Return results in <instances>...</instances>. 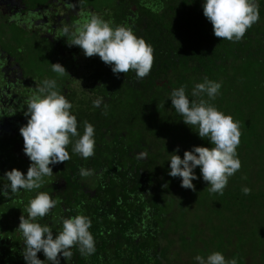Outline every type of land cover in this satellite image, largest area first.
Wrapping results in <instances>:
<instances>
[{
  "label": "trees",
  "instance_id": "1",
  "mask_svg": "<svg viewBox=\"0 0 264 264\" xmlns=\"http://www.w3.org/2000/svg\"><path fill=\"white\" fill-rule=\"evenodd\" d=\"M156 1L141 5L132 0L135 9L124 4L109 20L113 28L125 26L152 47L154 62L146 77L138 79L134 71L113 74L98 55L85 56L90 94L84 100L71 99L70 113L77 118L79 133L83 134L84 121L94 126V155L85 159L74 153L77 137H70L66 149L70 159L49 165L53 175L45 192L57 204L35 222L55 235L62 230V218L82 214L91 220L95 251L82 254L74 246L70 258L60 256V264H198L195 257L207 258L212 250L237 264H264V5L256 3L259 20L244 37L228 41L214 35L203 15L205 0ZM205 77L221 83L214 100L206 94L191 95ZM181 86L190 100L204 99L239 124L236 152L242 159V185L237 181L241 173L234 174L223 195L209 192L199 167L194 172L205 184L200 194L198 179L192 182L193 191L181 187V178L168 174L177 147L175 154L181 158L193 146L212 147L209 139L199 137L197 126L186 125L173 108L171 91ZM97 98L102 103L94 107ZM81 168L93 174L82 178ZM2 169L1 178L6 173ZM1 182L8 183L6 178ZM244 187L251 189L249 195L243 194ZM35 195L26 196L22 189L3 198L11 233L2 236L7 247L0 251V264H26L21 255L24 238L16 229ZM207 197L210 200L204 203ZM174 208H179L177 224ZM223 211L231 219L210 225L211 218L216 220ZM160 236L177 241L185 253L175 260L169 248L158 250ZM37 257L46 260L42 250Z\"/></svg>",
  "mask_w": 264,
  "mask_h": 264
},
{
  "label": "clouds",
  "instance_id": "2",
  "mask_svg": "<svg viewBox=\"0 0 264 264\" xmlns=\"http://www.w3.org/2000/svg\"><path fill=\"white\" fill-rule=\"evenodd\" d=\"M203 15L212 24L216 37L240 41L259 20V9L255 0H205ZM63 37L68 46H78L86 57L98 55L116 75L134 71L136 77L142 79L150 73L154 62L153 49L143 38H138L125 26L113 28L110 22L96 14L75 25L74 29L65 27ZM51 65L53 72L61 76L67 73L60 63ZM55 88V80H45L26 101L24 116L28 117L27 124L21 126L19 131L24 142L23 151L31 164L26 175L15 168L5 173L4 178L8 183L0 186V193L4 196L22 189L31 191L41 188L43 177L53 175L49 165L70 159L66 150L72 142L70 137H77L72 149L74 153L85 159L94 155V126L84 121L83 134L79 133L77 118L70 113L72 104ZM220 88L221 83L205 77L204 82L194 86L191 95L200 97L206 94L209 100H214ZM169 99L175 111L183 117V122L188 126H197L199 137L209 139L212 147L193 146L184 152L183 158L175 154L179 151L177 147L170 157L168 174L181 178V187L195 191L192 182L198 177L194 169L199 167L203 181L210 185L209 192L223 195L228 178L241 167L236 152L241 136L238 122L204 99L190 100L184 86L173 89ZM101 103L102 98H97L93 106L99 107ZM146 155L140 154L141 157ZM79 174L82 178L89 177L93 170L81 168ZM242 192L249 195L251 189L244 187ZM56 204L57 201L47 192H39L26 206L24 211L27 216L22 214L19 217L20 223L16 230L24 238L21 255L26 264H44L45 261L60 264V256L64 260L70 258L72 253L69 249L77 245L82 254L95 251V241L89 231L91 220L82 214L62 218V230L55 235L48 226L35 222L38 217L49 214ZM41 250L45 261L37 257ZM195 260L198 264H237L236 259L226 260L220 252H213L207 258L197 255Z\"/></svg>",
  "mask_w": 264,
  "mask_h": 264
},
{
  "label": "flooded vegetation",
  "instance_id": "3",
  "mask_svg": "<svg viewBox=\"0 0 264 264\" xmlns=\"http://www.w3.org/2000/svg\"><path fill=\"white\" fill-rule=\"evenodd\" d=\"M115 1V13L124 4L131 10L136 7L132 0ZM259 1L264 5V0H255L256 3ZM31 2L32 0H0V147L9 154L13 152L19 154V150L24 148L19 129L27 124L28 117L24 116V112L27 111L26 101L36 92L38 85L42 86L36 82L35 75L26 71L24 57L21 55L16 57L15 52L21 50L18 45H12L13 36L17 39V35L19 37L36 35L47 42L51 41L55 49L62 50V47L67 46L66 43L64 46L61 45V40H66L63 37V29L65 27L74 29L75 25L95 14L90 12L91 9L87 11L88 5L78 6L77 0H45L37 5H31ZM137 2L141 5H151L157 1ZM71 17L74 19L71 20ZM75 21L78 22L74 23ZM76 47L69 46L67 51L69 54L66 58H71V63L79 68L75 69L74 74L69 75V80L77 82L81 79L82 87L70 85L69 80H63L56 90L71 104L73 103L71 99L74 102L84 100L90 94L87 92L88 81L85 79L87 59L82 49ZM77 92L81 93L77 96ZM0 154L5 153L0 150ZM1 159L0 155V166L4 168L6 163ZM2 239L0 236V251L7 247L6 239Z\"/></svg>",
  "mask_w": 264,
  "mask_h": 264
},
{
  "label": "rangeland",
  "instance_id": "4",
  "mask_svg": "<svg viewBox=\"0 0 264 264\" xmlns=\"http://www.w3.org/2000/svg\"><path fill=\"white\" fill-rule=\"evenodd\" d=\"M45 0H32L31 5H37L39 3H43ZM77 4L78 6L81 5H88L89 8L87 9V11H89L92 13H95L96 15H98L99 17H101L103 20H107L108 22H110L109 20H112L113 16H114V9L116 6V1L115 0H77ZM70 18V17H69ZM74 17H71V20H73ZM78 21H75L74 23H77ZM12 41V45H18L20 52H15L14 54L16 55V57L18 58L19 55L23 56L25 59V68L26 71L29 72V74L31 73L32 75H35L36 78V82L38 84H42L45 80H55L56 81V88L55 90H57L58 86L60 84H62V82H64L65 80H69V75H72L75 73V69H79L77 68L75 65H73L71 63V58H66L68 56V44L66 43V40L62 39L61 40V45L64 46V44L66 43L67 46L62 47V50H60L59 48L55 49L52 46L51 41L47 42L46 40L38 37L35 35V37L30 36V35H23L22 37H19V35H17V39L13 36ZM65 44V45H66ZM77 49L79 48L78 46L76 47ZM57 56H59L57 58ZM72 56L74 57V53L72 54ZM73 59V58H72ZM55 63H60L62 66L65 67L66 69V74H64L63 76L55 73L52 71V65L51 64H55ZM71 64V65H70ZM75 67V68H74ZM78 74L80 73L79 70L77 72ZM64 80V81H63ZM70 81V85H78L79 87L82 84L81 79H79L77 82H73L72 80ZM81 93V92H80ZM79 92H77V96L80 94ZM0 150H2L3 153L5 154H0L2 159V162H5V166L4 169H2L1 171L3 172L6 169V172L11 171L13 168L20 170L22 173H24L26 175L27 170L31 164L30 159L25 155L23 149L21 148L20 153L15 154V152L13 153H7L4 152V148L0 147ZM241 162V167L240 169L236 172V173H241L242 172V159L240 160ZM235 173V174H236ZM241 177L238 178V183L240 185H242V173L239 174ZM1 176V175H0ZM5 174L2 175V178L0 177V186H2L4 184V182H1V180H3ZM49 176H45L43 177V184L42 187L39 189H33L31 191L29 190H24L26 192V196L28 195L29 197L33 194V196L39 192H45L46 191V183L48 180ZM229 179H231V177H229ZM196 188L199 189V194L201 192H203L205 189V184L202 183V181L200 179L196 180ZM38 191V192H37ZM10 193V192H9ZM209 195V194H208ZM3 198H5V196L0 193V236L2 237L4 234H8L9 232L11 233V226L8 220H6V216L4 215V208H5V203H3ZM210 197H207L204 203H208V199ZM193 200L196 199L198 200V197H193ZM192 200V204H194L195 206V201L193 202ZM210 200V199H209ZM13 204L15 203L14 200H12ZM193 208H192V213H193ZM173 212L176 213V224L178 223V221L180 222V215L179 214V208H174ZM191 213H189L188 215L190 216ZM198 214L200 215L201 212H198ZM194 216V215H193ZM223 218V220L221 222L225 223L228 221V218L231 219V214L227 211H223L222 213H220L216 220L215 218H211L213 219L212 222H210V225H213V223L219 222V219ZM234 218V217H232ZM256 224H252L251 223V227L254 230H257V228L255 227ZM207 236H209L211 234V231H207L206 232ZM163 238V239H162ZM167 239H169L171 241V243L169 244L167 242ZM158 240L160 241L159 245L160 248L158 250H161L163 247H165L166 249L169 248V253L171 254L170 257L174 258L175 260H178L179 256L183 255V253H185V250H182L179 248V244L177 243V241L172 240V238L169 237H162L160 236L158 238ZM14 241H16V236H14L12 239H10V242L13 243ZM198 249V248H197ZM214 249V248H212ZM214 252V250H212V253ZM227 260L229 259V257H226ZM232 259V258H231ZM229 259V260H231Z\"/></svg>",
  "mask_w": 264,
  "mask_h": 264
}]
</instances>
